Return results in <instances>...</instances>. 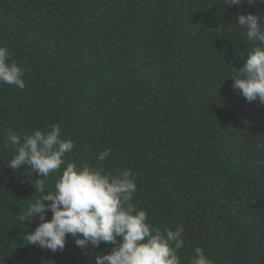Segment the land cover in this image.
Masks as SVG:
<instances>
[{
    "label": "trees",
    "instance_id": "trees-1",
    "mask_svg": "<svg viewBox=\"0 0 264 264\" xmlns=\"http://www.w3.org/2000/svg\"><path fill=\"white\" fill-rule=\"evenodd\" d=\"M238 13L264 17V3L0 0V45L26 85L0 84V264H93L114 247L81 249L70 235L63 251L27 244L40 221L19 217L41 177L7 166L6 132L57 122L75 143L68 162L130 169L150 221L185 227L181 264L196 247L214 264H264V104L227 77L255 46Z\"/></svg>",
    "mask_w": 264,
    "mask_h": 264
},
{
    "label": "clouds",
    "instance_id": "clouds-1",
    "mask_svg": "<svg viewBox=\"0 0 264 264\" xmlns=\"http://www.w3.org/2000/svg\"><path fill=\"white\" fill-rule=\"evenodd\" d=\"M244 2L223 0L237 8ZM256 2L247 0L249 5ZM237 21L255 46L248 52L244 66L227 77L233 79L232 87L239 89L247 102L258 98L264 104V17L238 13ZM24 72L11 60L8 48L0 45V84L23 90ZM9 144L15 152L6 160L7 166L15 171L27 164L41 177L31 180L36 198L19 217V221H31L33 217L40 221L34 231L26 234L27 244L52 252L63 251L70 235L81 249H99L102 243L114 245L110 253L97 254L93 264H181L178 253L185 245V227L161 230L150 221L146 210L133 203L137 192L133 171L117 169L113 175L105 173L102 167L68 162L65 158L75 143L62 137V125L58 122L31 132L18 133L9 128L5 146ZM110 152L101 151L96 160L105 161ZM50 176H56L52 185L46 183ZM49 212L51 218L46 219ZM194 253L189 264H214L201 247H196Z\"/></svg>",
    "mask_w": 264,
    "mask_h": 264
}]
</instances>
